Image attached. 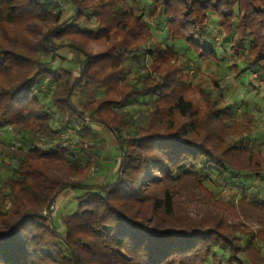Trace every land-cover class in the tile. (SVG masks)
Segmentation results:
<instances>
[{"label":"trees","instance_id":"trees-1","mask_svg":"<svg viewBox=\"0 0 264 264\" xmlns=\"http://www.w3.org/2000/svg\"><path fill=\"white\" fill-rule=\"evenodd\" d=\"M66 1L62 20L55 0H0V129L28 139L0 151L12 172L0 181V264H264V199L243 189L264 178V157L247 144L252 118L236 115L264 107V0ZM208 64L249 97L194 83ZM87 88L100 97L76 109ZM92 123L115 141L101 184L86 182L104 144ZM225 185L239 196L215 191ZM67 190L81 195L59 232Z\"/></svg>","mask_w":264,"mask_h":264},{"label":"rangeland","instance_id":"rangeland-1","mask_svg":"<svg viewBox=\"0 0 264 264\" xmlns=\"http://www.w3.org/2000/svg\"><path fill=\"white\" fill-rule=\"evenodd\" d=\"M56 3H59L62 5V11H63V17L62 20H65L68 16L71 15L72 13V6L66 1V0H55ZM141 6L137 9H140ZM148 19L150 22H152V18L148 15ZM97 26L93 25L92 30H96ZM157 35L160 34L159 31H156ZM213 41L215 43L220 44V38L215 35L213 37ZM92 51H98L100 49L99 46L97 45H91L90 48ZM58 55H60L63 58H67L68 61L64 65L67 67H71V69L74 67L73 64H70L68 62L73 61V56L72 54L68 51L67 48H62L59 50ZM221 56L223 54H220ZM148 58H145V62H148ZM240 58H237L235 63H239ZM137 73V69L135 67H130V73L129 77H134ZM75 75L76 72H75ZM191 76V72H190ZM192 78L194 83H199L200 87H203L212 93H217L219 91V88L216 87L214 84V79L218 80L220 85L224 87L223 90V96L224 99L229 102H231L233 99H239L243 98L245 95L244 91L248 90L250 87H240L237 82L231 77V75L224 71L223 66H216L214 64H208V65H202L200 66V69L197 71H194L192 73ZM223 79V80H221ZM221 80V81H220ZM261 82V81H260ZM92 88H87V90H79L77 89L75 91V96L73 97V102L75 104L76 109H81L82 104H84L87 101H91L94 99H97L100 97V93L95 91L94 93ZM251 96V95H250ZM249 96H244V98H247ZM195 99L198 101L199 100V94L196 92L195 94ZM252 99V98H251ZM250 100V98H249ZM250 104L247 107L244 108H239L236 111L237 117H251L252 118V137L257 138V141L255 143H247L251 149L254 152H257V150L260 151V154L262 157H264V107L259 106V102L257 101L254 104H251V100L249 102ZM253 103V102H252ZM144 108L141 104L135 105L136 110ZM247 110L248 114H243L244 110ZM52 111L55 109H51ZM56 124L57 120L54 121ZM78 125L77 122H70L68 128L63 132L61 135V139L65 140H70L71 142L74 141L76 138L75 135V128ZM92 129L94 130L95 134L97 135L98 139L103 141L104 144H100V146L95 149L97 153L101 156L102 160L99 161L98 163L100 164L99 166L95 164L92 166L87 174V180L86 182L89 184L92 183H98L101 184L103 182V175L107 170H112L113 165L115 163L113 159V153H114V148H115V141H114V136L112 133L109 131V129L106 126L99 125L97 123H92L90 125ZM22 137L16 133V131L6 127L3 129H0V151H2V156L4 155V152L10 148V149H17L18 147H24V144H27L28 139H21ZM254 140V139H253ZM57 141V139H55ZM37 146L44 148L45 142L41 139L39 141H36ZM25 148V147H24ZM2 156L0 155V181L3 179L6 175H10L11 168L9 163H11L10 160L5 161L4 164H2ZM244 179L242 176H240L237 180L242 182ZM246 182L248 184H252L251 182H254L251 188L249 186H244L243 189H250L251 192L254 191V193L259 194L262 199H264V178L258 179L251 181L250 179H247ZM218 192V194L224 195V196H230L232 197H238L240 193V189L236 185H225L222 188H219L218 190H215ZM216 193V192H215ZM81 195V191H64L60 195H58L57 199L55 200V205L56 209L53 211V206L49 208V210L43 211L42 215L43 216H48L52 211V221L53 224L57 227V230L59 232H62L63 228L60 223V216L63 214H70L73 213L76 210L77 207V197ZM217 195V194H216ZM253 226V225H252ZM256 228V227H254ZM246 264V262H245Z\"/></svg>","mask_w":264,"mask_h":264},{"label":"crops","instance_id":"crops-1","mask_svg":"<svg viewBox=\"0 0 264 264\" xmlns=\"http://www.w3.org/2000/svg\"><path fill=\"white\" fill-rule=\"evenodd\" d=\"M58 197V196H57ZM57 199V198H56Z\"/></svg>","mask_w":264,"mask_h":264}]
</instances>
